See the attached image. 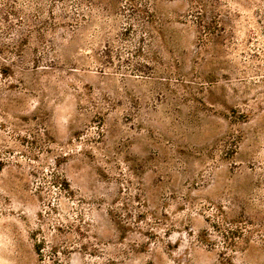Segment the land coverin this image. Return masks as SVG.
Returning <instances> with one entry per match:
<instances>
[{"label":"rangeland","instance_id":"1","mask_svg":"<svg viewBox=\"0 0 264 264\" xmlns=\"http://www.w3.org/2000/svg\"><path fill=\"white\" fill-rule=\"evenodd\" d=\"M0 264H264V0H0Z\"/></svg>","mask_w":264,"mask_h":264}]
</instances>
